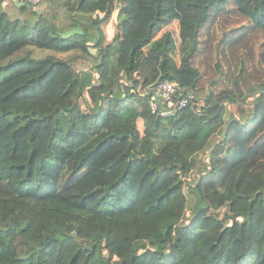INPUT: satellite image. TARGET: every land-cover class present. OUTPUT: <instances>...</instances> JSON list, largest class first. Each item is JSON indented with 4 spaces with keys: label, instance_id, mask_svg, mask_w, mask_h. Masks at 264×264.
<instances>
[{
    "label": "trees",
    "instance_id": "obj_1",
    "mask_svg": "<svg viewBox=\"0 0 264 264\" xmlns=\"http://www.w3.org/2000/svg\"><path fill=\"white\" fill-rule=\"evenodd\" d=\"M20 1L0 0V264H264V0ZM158 80L192 92L172 116Z\"/></svg>",
    "mask_w": 264,
    "mask_h": 264
},
{
    "label": "rangeland",
    "instance_id": "obj_2",
    "mask_svg": "<svg viewBox=\"0 0 264 264\" xmlns=\"http://www.w3.org/2000/svg\"><path fill=\"white\" fill-rule=\"evenodd\" d=\"M15 1L16 0H6V8L11 12H15L16 11V5H15ZM119 3H115V6L113 7V10H112V13L110 14V16L108 17L107 20L105 21H102L100 22L99 26L102 30V32L104 33V36H105V41H104V44L110 42L111 40H113L116 36V32L118 30V25H120L122 23V16H120L118 14V10H119ZM60 13V12H58ZM59 16H62L61 13ZM93 15H87L86 16V20H90V18L92 17ZM63 18V17H61ZM170 30L172 33H173V36L175 37V39L177 40V42H179V36H178V29H179V26H178V22L177 21H173L171 23H165L164 26H163V29L161 30V32H159L158 36H160L165 30ZM32 52L36 55H43L47 52H49L48 50L46 49H41V48H33L32 49ZM58 54V53H57ZM59 56H62V57H67V56H73L75 55V52L74 51H71V52H68V53H63V54H58ZM178 58V57H177ZM73 65L75 68H78V69H87L89 67V62L88 60L86 59H77L73 62ZM17 68V71H20L21 70V66H16L12 69H10L9 72H11V70H14ZM245 89H247L248 87L247 86H244ZM81 106L84 110H86V108L84 107L83 105V102H81ZM228 109L230 111H234L239 117H245L247 115V113L249 112V108L248 106H244L240 103L238 104H231L228 106ZM58 118H59V122H60V127L58 129V133L56 134V136L61 139L62 137V129H63V126H64V123H65V120H66V116L63 114V113H60L58 112ZM143 128V124H142V121L141 119H138V129L139 130H142ZM201 142L198 140V141H195L190 147H189V150L186 151L185 155L187 157H189L193 152H195L198 147L200 146ZM83 173V170L79 171L75 176H73L71 179L72 181H75L77 178H79V176ZM183 187H184V190H186V186L185 184H183ZM261 256L264 258V243L262 245V248H261ZM112 261L113 262H118L119 259L115 256L112 257Z\"/></svg>",
    "mask_w": 264,
    "mask_h": 264
},
{
    "label": "built area",
    "instance_id": "obj_3",
    "mask_svg": "<svg viewBox=\"0 0 264 264\" xmlns=\"http://www.w3.org/2000/svg\"><path fill=\"white\" fill-rule=\"evenodd\" d=\"M33 5H37L40 0H27ZM21 1L16 0L18 5ZM150 95L148 98L149 106L154 113L161 116H172L179 109L185 107L192 98V92H184L177 94V89L169 80H158L150 87Z\"/></svg>",
    "mask_w": 264,
    "mask_h": 264
}]
</instances>
